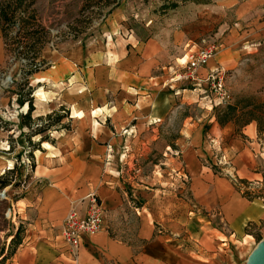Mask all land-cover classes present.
Returning a JSON list of instances; mask_svg holds the SVG:
<instances>
[{"label":"crops","instance_id":"obj_1","mask_svg":"<svg viewBox=\"0 0 264 264\" xmlns=\"http://www.w3.org/2000/svg\"><path fill=\"white\" fill-rule=\"evenodd\" d=\"M206 4L211 5L201 9L209 24L221 20L216 35L222 48L198 71L199 83L169 84L173 71L182 67L187 52L197 46L190 38L196 34L178 24L161 27L156 35L143 39L134 35L121 38L113 51L94 45L52 57L50 64L56 62V67L33 76L38 87L28 123L22 118L28 103L14 91L0 90L1 182L20 164L17 130H33L43 117L61 110H66L67 116L56 124L68 123L66 131L55 133L54 142H45L49 148L39 141L41 149L33 153L27 188L13 203L22 230L20 244L3 264H262L264 199L245 197L225 177V167L224 176H220L206 165L214 156L213 165L217 166L211 141L221 148L222 141L232 138L221 148L230 170L245 182L262 179L264 148L255 124L235 134L232 124L220 126L212 116L210 123L218 134L210 136L196 128L198 117L193 111L198 102H204L207 72L217 66L231 68L232 52L246 38H264V0H210ZM229 11L242 21V28L229 23ZM212 29L213 25L207 31ZM205 39L212 37H202L199 45ZM5 58L0 31V79ZM41 92L43 98H39ZM182 107L189 114L172 141L173 149L163 144L157 149L169 150L182 160V176L197 209L176 202L180 207L169 216L164 209L148 206V194L126 191L119 176L123 159L114 162V155H122L123 146L129 151V141L137 131L146 132L144 139H157L160 125ZM15 110L22 111L19 117L13 114L8 119L7 113ZM33 134L29 132V138ZM108 146L112 154L106 164ZM176 181L183 186L182 180ZM92 193L105 211L103 229L81 239L74 261L62 241L63 220L71 208L83 216L87 196Z\"/></svg>","mask_w":264,"mask_h":264},{"label":"rangeland","instance_id":"obj_2","mask_svg":"<svg viewBox=\"0 0 264 264\" xmlns=\"http://www.w3.org/2000/svg\"><path fill=\"white\" fill-rule=\"evenodd\" d=\"M18 1H22L23 4L17 9ZM208 2L210 0H0L4 10L8 14L13 12L14 16L10 25H4L1 22L4 31H0L4 40L6 58L4 76L0 79V90L14 91L22 100L30 99L32 103L33 95L38 87L33 76L44 74L52 66L56 67V62L50 64L52 57L94 45H103L104 50L113 51L117 41H122L121 38L126 39L130 35L141 39L151 37L156 35L161 27L186 25L192 33L196 34L190 36L193 42L191 44L195 43L196 48L201 46L202 42H218L220 37L216 34L219 33L221 20H214L210 25L205 19V12L201 9V6L211 5L206 4ZM172 4H176L173 9H171ZM215 6L213 4V7ZM189 18L190 21H185ZM229 23L242 28V21L236 19L231 11H229ZM212 25L213 29L207 31ZM202 37H212V40L205 39L206 41H201L199 45ZM238 47L232 52L233 66L229 69L225 68V86L231 96L228 105L248 97L256 102H264V38L261 40L246 38L245 43ZM52 71L55 74L54 78H58L57 71ZM42 85L47 88V84L42 83ZM226 106H221L219 109L222 110ZM26 107L27 105L23 113L27 112ZM216 110L217 108L209 109L207 102H198L193 111L198 117L195 121L196 128L202 129L207 135H217L218 131L213 130L210 123L211 117H215L217 113ZM14 112L7 113V118H11ZM21 112H18L19 115ZM58 113L65 115L66 110ZM188 114V110L182 107L177 109L174 115L167 117L160 125L157 139L151 137L144 139L146 132L137 131L135 138L129 141V151L119 168V176L124 180L129 194L136 195L139 191L148 194V199H145L148 206L153 210L164 209L170 212L169 216L174 209L180 207L176 202L184 201L191 206V196L188 181L182 176L184 173L181 172L184 170L182 160L171 154L169 150L160 152L157 148L163 144L164 147L169 146L173 149L172 141L178 136V131L183 125V118ZM42 119L44 121L34 126V131L45 127L48 123L51 124L55 116L51 113ZM230 124L234 126L233 123ZM59 126L54 123L43 133L31 138L28 135L29 132H34L32 129L25 127L17 130V140L22 148L20 164L4 175L7 186L0 187V252L2 249V256L8 252L9 237L20 226L17 223L16 207L14 209L13 203L18 196L24 194L27 188L34 162L33 153L37 150L36 148L41 149L39 141L42 138L54 142L53 136L56 132L68 129V123L65 120ZM239 131L240 129L234 126V133ZM231 140L232 138H228L225 142L230 143ZM146 141L149 143L144 144ZM206 141L209 140L206 138ZM225 142L221 143L222 149ZM42 147L49 148L50 144L45 143L44 146L42 144ZM261 147L264 148L262 145ZM120 154L114 155V162L121 157ZM210 159L206 165L211 166L213 173L224 176L223 167L230 171L229 165L216 166L213 165L215 157L211 156ZM225 177L232 180L227 175ZM176 179L182 180L183 186ZM261 181L262 188L253 191L240 180H238L239 185L237 183L234 185L239 186L237 190L243 194L251 192L254 196L264 199V174Z\"/></svg>","mask_w":264,"mask_h":264},{"label":"built area","instance_id":"obj_3","mask_svg":"<svg viewBox=\"0 0 264 264\" xmlns=\"http://www.w3.org/2000/svg\"><path fill=\"white\" fill-rule=\"evenodd\" d=\"M222 48L218 42L203 43L198 48L193 47L186 54V60L179 69L173 71V77L169 80V84L173 83H189L196 82L198 80V71L207 65L210 59H212ZM226 71L221 67H214L207 72L204 82L207 84L206 90L203 92L202 99L209 104V109H215L223 107L229 104L231 96L225 86ZM18 116L19 113L15 112ZM213 150L217 153L216 162L217 165L228 166L229 159L222 153L219 144L212 142ZM123 154L121 159L124 158L127 152V147L123 146ZM112 154L111 147H107L106 150V164L110 162V156ZM226 175L232 179L234 183L238 185V179L235 176L234 170L226 172ZM241 181V180H240ZM246 187L249 190H259L262 188V181L253 180L246 181ZM88 205L83 216H80L78 212L71 208L63 220L61 237L64 245L67 248L72 259L77 260L78 250L80 247L81 239L85 236H92L103 229L105 211L101 207V203L96 194L92 193L87 196ZM193 209H197L195 204H192Z\"/></svg>","mask_w":264,"mask_h":264},{"label":"trees","instance_id":"obj_4","mask_svg":"<svg viewBox=\"0 0 264 264\" xmlns=\"http://www.w3.org/2000/svg\"><path fill=\"white\" fill-rule=\"evenodd\" d=\"M23 2L18 1L17 2V9L22 7ZM176 4L171 5V9L175 8ZM3 6L0 5V30L2 32L4 31L3 27L1 26V22H3L4 25H10L14 18L13 12L11 14H8ZM22 101H26L28 103V109L27 112H25L22 118H24L25 123H28V120H30V116L33 110V106L30 99H23ZM63 111V110H62ZM217 113H215L216 121L220 126H224L228 123H233L234 126L238 127L240 130H242L245 126L254 123L256 128V134L257 139L260 142V144L264 147V102H256L252 98H241L239 100H236L234 104L227 105L224 109L217 108ZM53 115L55 116V119L51 124H46L45 127H41L39 130H35L33 135L40 134L45 131V129H48L51 127L54 123H59L62 119H64L67 116V111L64 114H59L58 112H54ZM41 144H44L45 142H49L47 138H42ZM38 149V148H36ZM241 182H244L241 180ZM7 184L6 182L0 181V186L3 188ZM246 185V183H245ZM236 189H238L239 186L235 185ZM247 198H255L258 196H254L251 192H246L243 194ZM22 230L21 227L17 228L16 232H14V236L11 238L9 243L8 252L6 255L2 256L3 250L0 252V264H3V262L9 258L15 251L16 247L20 244V234Z\"/></svg>","mask_w":264,"mask_h":264},{"label":"water","instance_id":"obj_5","mask_svg":"<svg viewBox=\"0 0 264 264\" xmlns=\"http://www.w3.org/2000/svg\"><path fill=\"white\" fill-rule=\"evenodd\" d=\"M262 264H264V251H262Z\"/></svg>","mask_w":264,"mask_h":264},{"label":"bare ground","instance_id":"obj_6","mask_svg":"<svg viewBox=\"0 0 264 264\" xmlns=\"http://www.w3.org/2000/svg\"><path fill=\"white\" fill-rule=\"evenodd\" d=\"M43 96H44V95H43V94H42V92H41V93H40V97H39V98H43Z\"/></svg>","mask_w":264,"mask_h":264}]
</instances>
